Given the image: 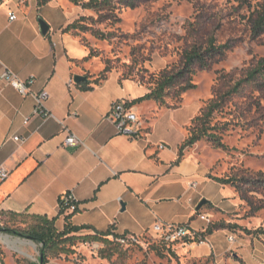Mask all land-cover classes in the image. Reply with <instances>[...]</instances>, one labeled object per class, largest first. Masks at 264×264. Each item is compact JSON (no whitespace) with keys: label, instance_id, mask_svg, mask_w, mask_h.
Returning a JSON list of instances; mask_svg holds the SVG:
<instances>
[{"label":"crops","instance_id":"0c3cea01","mask_svg":"<svg viewBox=\"0 0 264 264\" xmlns=\"http://www.w3.org/2000/svg\"><path fill=\"white\" fill-rule=\"evenodd\" d=\"M10 13L16 15L14 21ZM83 14L68 0L44 6L38 0H0V171L9 173L6 180L0 177V221L46 217L62 232L66 215L60 201L71 193L78 212L70 223L90 228L78 236L112 231L143 237L158 220L207 229L209 224L195 226L196 208L203 199L222 207L206 191L213 181L187 150L180 158L194 117L183 116L182 108H158L152 102L133 105L136 113L148 118L140 136L130 138L117 132L112 107L119 101L133 103L149 93L147 88L117 74L90 90L80 84L68 86L77 75L84 76L74 63L89 53L65 30ZM40 19L50 27L47 35ZM5 69L31 80L32 93L48 91L51 118L34 115L33 96H22L6 84ZM66 128L78 145L64 146ZM14 137L24 140L16 142ZM222 190L220 201L227 197L226 187L219 185L217 191ZM207 239L213 249L203 244L178 251L192 264H264L263 236L221 229ZM36 244L1 233L0 264H38ZM76 260L75 254L51 258L48 264H77ZM83 264L97 263L89 259Z\"/></svg>","mask_w":264,"mask_h":264},{"label":"rangeland","instance_id":"374dc122","mask_svg":"<svg viewBox=\"0 0 264 264\" xmlns=\"http://www.w3.org/2000/svg\"><path fill=\"white\" fill-rule=\"evenodd\" d=\"M250 13L241 0H140L133 8L118 6L115 13L105 17L93 10L84 11L87 31L67 33L88 53L92 51L96 55L88 62L74 63L90 82L107 71L106 78L117 74L121 80L134 81L148 90L154 87L163 70L179 66L184 49L193 40L192 35L196 36L201 29L215 34L219 43L230 42L232 48L224 60L209 71L198 70L193 76L195 90L184 94L181 101L174 91L166 98L168 106L182 108L183 116L193 118L220 87L221 92H226L264 59V37L252 38L248 24ZM99 33L105 34V38H100ZM245 93L228 102L224 112L215 115L213 121V125L230 123L222 134L228 151L214 149L206 141L186 148L208 179L237 175L255 178L264 174V115L261 117L259 113H264V93L253 88ZM247 95L251 100L245 98ZM152 103L160 108L159 104ZM137 114L143 121L148 118L146 114ZM217 187L219 185L212 182L206 191L222 207L205 205L200 213L208 215L209 220L201 221L196 215L195 226H237L251 233L242 231L246 235L264 237L258 232L264 231V192L252 193L247 202L236 188L227 186L224 190L227 197L220 201L223 190L219 193ZM19 224L27 227L32 221L22 218ZM141 242L131 247L101 245L103 248L97 251L92 247L94 243L80 244L81 250H76V257L97 264H192L179 251L175 255L166 251L163 256L157 254L151 248L154 240L146 235ZM36 246L34 257L39 264L41 245L37 243Z\"/></svg>","mask_w":264,"mask_h":264},{"label":"trees","instance_id":"16d2710c","mask_svg":"<svg viewBox=\"0 0 264 264\" xmlns=\"http://www.w3.org/2000/svg\"><path fill=\"white\" fill-rule=\"evenodd\" d=\"M53 0H38L39 6H44ZM76 7L82 10H93L102 16L113 14L119 7H135L140 0H68ZM155 1V0H144ZM243 5L249 8L250 16L248 24L250 25L251 36L253 39L264 37V0H241ZM105 14V15H104ZM86 17L81 16L74 23L69 25L65 32H85L87 27L84 22ZM201 29L196 36L192 35V42L184 49L179 66L166 68L159 75L154 87L149 88V93L144 97L137 99L132 105L144 102H155L160 108L178 109L168 106L166 98L170 92L174 91L178 101L182 100V96L189 91H193L197 86L193 83V76L198 70L209 71L211 68L224 60L227 52L231 50L232 45L228 43H219L215 34H210L206 28ZM99 37L104 39L105 34L99 33ZM96 55L90 51L88 57L82 62H88ZM106 72L95 81L80 84L87 90L93 89L101 81L105 80ZM222 79H220L221 83ZM254 89L264 93V59L250 69L246 75L237 81L233 87L226 92H221V87L217 90L214 98L206 105L204 109L197 114L188 127V138L180 149V158L186 148H191L199 142L206 141L214 149L228 151L227 145L223 142V132L228 130L229 122L221 124L220 122L213 125L215 115L223 113L228 102L233 101L235 97L245 95L246 90ZM246 99L251 100V96L247 95ZM262 111V110H261ZM259 112V111H258ZM261 113L263 117L264 113ZM211 181L223 186H232L241 194L242 199L250 202L252 193L264 192V174L257 175L255 178L246 176H233L225 178L209 177ZM210 204V203H208ZM203 209V208H202ZM201 209V210H202ZM62 212V211H61ZM201 212V211H200ZM197 212L196 215L201 214ZM72 214L66 215V227L64 231L59 232L55 226V220L46 217H15L10 221H0V232L13 234L22 238H28L41 245L39 264H48L51 258H61L62 256H71L76 254L75 248L80 244L99 243L105 246H121L117 239L120 235L114 234L112 231L107 233H96L94 235L78 236L83 230H89V227H76L70 223ZM27 218L32 221L30 226H22L20 219ZM221 229H230L233 231H244L246 234L250 232L239 229L237 226L225 225H209L204 236L213 234L214 231ZM264 234V231H258ZM113 237V239H112ZM131 247V246H130ZM182 246H167L163 243L154 242L151 248L157 254L163 256L164 252L175 255ZM103 251L105 249H102ZM43 260V262H41ZM85 259L77 258V264H83ZM19 262V261H18Z\"/></svg>","mask_w":264,"mask_h":264},{"label":"built area","instance_id":"2783aa9c","mask_svg":"<svg viewBox=\"0 0 264 264\" xmlns=\"http://www.w3.org/2000/svg\"><path fill=\"white\" fill-rule=\"evenodd\" d=\"M15 19L16 15L10 13V20L14 21ZM2 80L6 84L16 89L22 96H33L35 100L34 115L39 116L44 120L52 117V114L47 109V102L50 98L48 91L42 90L37 93H32L30 91V85L32 84V81H23L18 75L8 69H5L4 73L2 74ZM75 85L76 83L74 79H71L68 86L71 88ZM111 119L117 129V132L130 138H137L146 128L145 122L134 111V106L129 101H119L118 103L114 104L111 111ZM27 123L28 122L25 124ZM65 132L67 133V137L64 141V146H76L80 143L77 137L72 134L69 129L66 128ZM14 140L16 142H22L24 139L21 137H14ZM8 176L9 173L7 171H0V177L2 180H6ZM60 205L61 211L65 215L78 212V203L75 199V196L71 193H68L62 197ZM197 216L201 219V221L208 222L209 220L208 215L198 214ZM206 230L207 229L197 231L184 224L167 223L158 220L153 225L151 232L146 236L154 240V242L163 243L167 246L175 247L181 245L182 247H193L207 244L211 249H213V246L208 241L207 236H204ZM141 239V236L122 235L117 239V242L121 246L130 247L141 245ZM229 241L233 242V238L230 237ZM92 247L95 251L103 248L99 243H94Z\"/></svg>","mask_w":264,"mask_h":264},{"label":"water","instance_id":"95a60500","mask_svg":"<svg viewBox=\"0 0 264 264\" xmlns=\"http://www.w3.org/2000/svg\"><path fill=\"white\" fill-rule=\"evenodd\" d=\"M40 27H41V31L44 35H47L50 31V27L49 25L42 19H40ZM74 81L76 84H82V83H88L90 82L89 79L86 76H82V75H77L74 78ZM209 203V201L207 199H203L197 206L196 208V212H200L201 209L207 205ZM124 207V206H123ZM28 239V238H27ZM31 240V239H30ZM41 262H43V260H41Z\"/></svg>","mask_w":264,"mask_h":264}]
</instances>
